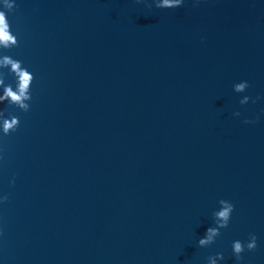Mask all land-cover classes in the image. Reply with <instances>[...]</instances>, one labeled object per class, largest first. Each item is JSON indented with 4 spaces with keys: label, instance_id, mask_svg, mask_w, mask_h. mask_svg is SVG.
I'll return each instance as SVG.
<instances>
[{
    "label": "water",
    "instance_id": "obj_1",
    "mask_svg": "<svg viewBox=\"0 0 264 264\" xmlns=\"http://www.w3.org/2000/svg\"><path fill=\"white\" fill-rule=\"evenodd\" d=\"M13 4L0 57L34 80L27 112L0 102V264H264V0Z\"/></svg>",
    "mask_w": 264,
    "mask_h": 264
},
{
    "label": "clouds",
    "instance_id": "obj_2",
    "mask_svg": "<svg viewBox=\"0 0 264 264\" xmlns=\"http://www.w3.org/2000/svg\"><path fill=\"white\" fill-rule=\"evenodd\" d=\"M141 2V0H137ZM147 3V0H143ZM156 8H175L183 4V0H154ZM3 6L5 9L11 11L14 8L13 0H3ZM149 8L152 4H147ZM17 37L11 32L10 24L4 10H0V47L5 49L11 48L18 45ZM0 68H7L9 73L13 74L15 77V88L12 84L5 83V73L0 72V88H2V94H0V102H5L9 105H15L19 109L27 112L30 108L28 101L32 99L31 95V84L34 80L33 73L29 71L26 67L22 66V61L14 59L9 55H3L0 57ZM248 87H250L248 81H241L234 84V91L237 93L244 92ZM253 103L256 102L257 98H252L245 95L243 99L239 101L241 105L247 104L249 100ZM235 116H239L240 112L234 113ZM258 119V118H257ZM244 123H255V120L245 119ZM20 121L19 117L16 115H10V118H5L4 112L0 111V127L5 135L15 132L19 127ZM8 199L7 195L0 197V200L6 201ZM221 205L220 209L213 212L215 227L210 226L207 228L205 235L198 240L199 246H209L214 243L215 239L221 235L220 229L228 227L231 214L234 210V205L228 201L221 199L219 201ZM257 247V237L254 233L249 234V240L246 243L240 240H235L232 243L233 254L237 261L242 260L241 253L247 250L252 251ZM217 259H223L222 253H216L214 256H209L207 258L208 264H216Z\"/></svg>",
    "mask_w": 264,
    "mask_h": 264
}]
</instances>
